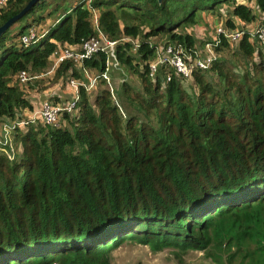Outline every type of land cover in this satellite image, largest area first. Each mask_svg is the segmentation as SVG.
I'll return each instance as SVG.
<instances>
[{
	"label": "trees",
	"instance_id": "1",
	"mask_svg": "<svg viewBox=\"0 0 264 264\" xmlns=\"http://www.w3.org/2000/svg\"><path fill=\"white\" fill-rule=\"evenodd\" d=\"M8 1L0 7V25L31 0ZM245 2L39 0L0 35V118L15 121L10 143L0 146V264L57 258L88 264L125 239L204 250L216 217L263 203L264 49L244 32L234 46L239 63L217 55L234 45L226 31L256 19L248 3L264 12V0ZM226 5L241 23L225 20L215 58L206 68L192 67V81L167 64L151 77L122 41L123 34L140 33L136 52L146 59L156 51L149 38L160 35L194 58L187 29L200 20L199 11ZM99 32L116 42L114 58L123 70L139 67L140 91L123 82L112 96L100 77L90 90L78 87V102L60 112L58 125L19 126L31 104L13 76L41 72L61 43L79 45ZM107 60L101 50L79 68L65 59L55 75L88 83L83 69L99 76ZM99 84L105 86L94 92Z\"/></svg>",
	"mask_w": 264,
	"mask_h": 264
},
{
	"label": "rangeland",
	"instance_id": "2",
	"mask_svg": "<svg viewBox=\"0 0 264 264\" xmlns=\"http://www.w3.org/2000/svg\"><path fill=\"white\" fill-rule=\"evenodd\" d=\"M244 1L246 0H236V3L242 2L245 4L246 2ZM89 2L90 1H88L87 4H89ZM231 5H226V7L222 8V10H220V7L215 13L211 14L204 11L198 12L200 20L197 24L189 27L186 31L194 37L195 58H207L208 55L206 53L205 44L207 42H211L217 36L216 31L218 28L226 25L225 20L227 18H231L233 20L235 19L234 21L236 22L238 21L231 14ZM3 6H5V4L0 3V7ZM248 6L252 10V14L256 16V21L252 25L251 23H246L244 27L249 25L250 28H256V26L264 20V14L260 13L259 7L255 2L248 3ZM49 8H52V5ZM92 13L94 15L93 17L97 16V10L92 9ZM56 17L57 15H54L53 17H50L51 19L49 18V20H46H48V23H51L52 18ZM41 29H44L43 24L37 30L40 31ZM141 38L142 37H140L139 33L138 35L131 37L123 34L122 39V41L129 43L130 51L128 52L130 56L134 58L133 61L137 63L139 67L149 61H152L154 59V54L159 58L166 55V47L170 45H166V38L159 35L157 37L149 38L150 44L155 45L156 51L153 56L143 59L141 57L142 54L136 52ZM60 43L57 44L59 45ZM235 45L236 44L222 47L219 49L217 55L226 57L230 61H237V63H239L241 57L237 53V46L234 47ZM78 47H80V44L71 45L68 43H61L58 48H56L55 51L52 52L47 58V65L42 68L41 72L37 74H31L27 71L24 73L25 76L28 77L29 82H20V80H18V74L13 76V80L28 97H31L35 93H41L45 89H48L50 93L62 91L67 98L70 97L73 89L71 86L72 84L70 85V80H74L77 83H81L83 80L69 77L67 76L68 74L66 76L64 74L56 78L55 73L58 68H56L55 65L61 54H63L65 51H76L78 50ZM112 52H114V48ZM195 62L196 60H193L192 67H194ZM76 66L79 68L78 65ZM116 67L119 68L118 65H116ZM139 67L131 70L125 68L126 71H123L122 68H119L121 71H118V73L122 79L125 77L126 82L131 84V86H133L136 90L140 91L141 83L136 71L140 70ZM87 76H97V72L89 70L87 71L86 77ZM186 80L192 81V78L190 77ZM111 82H113L112 85L114 87H117L120 84V81L115 83L112 81V79ZM189 83L190 82H185L186 85H189ZM104 86L105 85L99 84L94 89V92ZM73 91L75 92L74 89ZM25 109L26 112L22 111V113L19 115V126H22V124L27 122L34 125L40 122V120H38L34 115V112L38 110L32 111L29 109V107ZM14 124V120H10L4 116L0 118V146H5V144L10 143V139L13 136H11V130L13 129ZM205 234L208 240V246L203 250V253L197 252L195 249L188 246L184 248L174 247L173 245L162 246L155 241L148 242L144 245L138 243L135 240L125 239L119 246L115 248H113L111 245H106L101 253L89 257V259H87V263L215 264V262H217L218 264H264V201L263 203L259 202L253 206L250 205L248 208H245L243 212L230 210L229 212L224 213L221 217H216ZM49 264H68V261L66 259L61 260L57 258L54 261H51Z\"/></svg>",
	"mask_w": 264,
	"mask_h": 264
},
{
	"label": "built area",
	"instance_id": "3",
	"mask_svg": "<svg viewBox=\"0 0 264 264\" xmlns=\"http://www.w3.org/2000/svg\"><path fill=\"white\" fill-rule=\"evenodd\" d=\"M7 2H9L8 0H0V3H4L5 5L7 4ZM224 30H222L221 28H218V30L216 31V35L219 34L220 32H222ZM245 32V30H229L226 31L224 33L225 38L227 40V42H233V41H237L239 40L242 36L243 33ZM34 36V34H31L29 36V38L23 39L27 42L31 41L30 39H32ZM252 36L255 39V43L258 44V46L262 49H264V20L261 21L256 28L254 29ZM220 39H218V35L211 41V42H207L205 44V49L207 51V58L204 59H197V58H193L190 55H183L182 54V49L180 46L176 47V46H167L166 47V55L163 57H160L158 59V61L154 64L150 65V69L153 72L155 70V68L157 67V65L161 64H167L168 63L170 65H172L175 69L177 73H181L184 75L189 74V72L192 69V62L193 60H196L195 65L194 66H198V67H202V68H206L209 63L215 58V56L213 55V47L217 46L219 44ZM116 42L111 41L107 38H105L100 32L99 35L96 36L95 38H91L89 40L83 41L80 43V47H78V50L76 51H65L63 54H61L59 60L57 61L56 66H58L60 64V62H62L65 59H72L75 63H77L78 65L82 64L84 59L90 58L91 56H93L95 53L104 51L107 54V58L108 60L110 59L113 62V66L116 67V65L118 64L116 61V58H114V52H112L113 48L115 47ZM84 74H87V70L83 69ZM102 77L103 79L106 80V82L108 83L109 87L111 88V84H110V80L106 75V72L104 71L103 73H101L99 76H92V77H88V83L84 84L86 89H91L93 88L98 79ZM27 77L25 76V74L23 72H21V74H18V80H22V81H26ZM71 84L73 85V87L75 89H77L78 85L77 82L75 81H71ZM78 101L77 96L74 98L73 101H71L69 104L66 105H48V104H44L42 106L41 109H39L38 111L34 112L35 117L40 120V121H44L48 124H52V125H57L58 124V117L60 112H62V110L64 111H71L74 109V106L76 104V102ZM29 123V122H27Z\"/></svg>",
	"mask_w": 264,
	"mask_h": 264
},
{
	"label": "crops",
	"instance_id": "4",
	"mask_svg": "<svg viewBox=\"0 0 264 264\" xmlns=\"http://www.w3.org/2000/svg\"><path fill=\"white\" fill-rule=\"evenodd\" d=\"M245 2V1H244ZM260 13H262V14H264V12H261L260 11ZM235 20V19H234ZM239 21V20H238ZM238 21L236 22V23H238ZM255 21H256V19L253 21V22H251V25L252 24H254L255 23ZM240 22V21H239ZM241 23V22H240ZM224 27V26H223ZM255 28V27H254ZM254 28H250V26L249 25H247L246 27H244V24L242 25V28L241 29H244L245 30V33H247V34H250V36L251 37H249L250 38V40L253 42V43H255V39H254V37L252 36V33H253V31H254ZM238 41L239 40H237V41H235L234 42V44H238ZM158 59H159V57H157L155 54H154V59L152 60V61H149V62H147L146 64L148 65V67H149V75L151 76V77H153V75L154 74H156L157 73V71L159 70V68H160V66L162 65L161 63L159 64V65H157V67L155 68V70L152 72L151 71V69H150V65L151 64H154V63H156L157 61H158ZM61 63V62H60ZM107 64H109V66H107L106 67V70H105V72H106V75H107V77L109 78V80H110V84H111V88L109 87V85H108V87H109V89H110V93H112V96H114L115 95V93H114V91L112 90L113 88H116V87H114L113 85H112V83L113 82H111V79H112V81H114L115 83L116 82H119L120 81V84L118 85V86H120L123 82H126V78L124 77L123 79L121 78V76L119 75V73H118V71L120 72L121 71V69L119 70V68H122L121 66H119V64H117L118 66H119V68L118 67H114L113 66V62L109 59V60H107ZM60 65V64H59ZM58 65V66H59ZM78 65V64H77ZM81 65V64H80ZM79 65V66H80ZM168 65L174 70V73H175V75H177V76H180L182 79H187V78H192V76H191V71L189 72V74H187V75H184V74H179V73H177L176 72V69L172 66V65H170L169 63H168ZM58 66H56V68H58ZM123 69V68H122ZM88 71V70H87ZM124 71V70H123ZM83 73V75H82V77H86V75L87 74H84V72H82ZM88 77H92V76H88ZM111 77V78H110ZM87 78V77H86ZM68 80H70V79H68ZM79 80V79H78ZM87 80H88V78H87ZM99 80V79H98ZM71 81L72 80H70V85H71ZM74 81V80H73ZM20 82H23L22 80L20 81ZM98 82V81H97ZM83 83L84 84H86V82H85V79H83V81L81 82V83H77V85H78V87L79 86H81V85H83ZM97 84V83H96ZM108 83H106V85H107ZM72 87H73V85H71ZM83 86H85V85H83ZM96 86V85H95ZM94 86V87H95ZM78 87H77V89H78ZM93 87V88H94ZM72 89V88H71ZM73 89L75 90V92L73 91ZM73 89H72V93H71V96L70 97H66L64 94H63V92L61 91V92H57V93H50L49 92V90L48 89H45V90H43L41 93H35L34 95H32L31 97H28V96H26L25 95V98L27 99V100H29V102H30V104H31V110L32 111H36V110H39V109H41L42 108V106L44 105V104H48V105H66V104H69L71 101H73L74 100V98L77 96V99H78V92H77V89H75L74 87H73ZM90 90V89H89ZM88 90V91H89ZM86 91H87V89H86ZM79 100V99H78ZM78 102V101H77ZM76 102V103H77ZM23 111L24 112H26V109H23ZM58 119H59V121L61 120L59 117H58ZM59 121H58V123H59ZM40 122H44V121H40ZM45 123V122H44ZM48 124V123H47ZM50 125H52V124H50ZM58 125V124H57ZM52 126H56V125H52ZM197 252H202L203 253V250H197V249H195ZM195 251V252H196ZM213 262H215V261H213ZM211 264H214V263H211ZM215 264H218L217 262H215Z\"/></svg>",
	"mask_w": 264,
	"mask_h": 264
},
{
	"label": "water",
	"instance_id": "5",
	"mask_svg": "<svg viewBox=\"0 0 264 264\" xmlns=\"http://www.w3.org/2000/svg\"><path fill=\"white\" fill-rule=\"evenodd\" d=\"M39 0L29 1L18 14L8 18L2 25H0V35H2L9 27H11L17 20L24 16ZM161 1V0H159Z\"/></svg>",
	"mask_w": 264,
	"mask_h": 264
}]
</instances>
